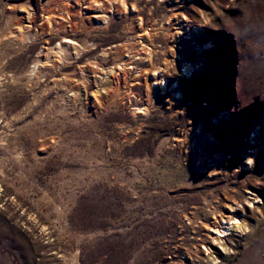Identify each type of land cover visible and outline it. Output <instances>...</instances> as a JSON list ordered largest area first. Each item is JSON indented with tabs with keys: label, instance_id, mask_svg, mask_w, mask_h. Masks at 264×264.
<instances>
[{
	"label": "rangeland",
	"instance_id": "374dc122",
	"mask_svg": "<svg viewBox=\"0 0 264 264\" xmlns=\"http://www.w3.org/2000/svg\"><path fill=\"white\" fill-rule=\"evenodd\" d=\"M0 76V264H264V0H0Z\"/></svg>",
	"mask_w": 264,
	"mask_h": 264
},
{
	"label": "bare ground",
	"instance_id": "6f19581e",
	"mask_svg": "<svg viewBox=\"0 0 264 264\" xmlns=\"http://www.w3.org/2000/svg\"><path fill=\"white\" fill-rule=\"evenodd\" d=\"M172 1L175 2V0H172ZM120 6H122L123 8L126 9V6L124 5L123 1L120 2ZM131 11H132V13H134V11H136V9L134 7H131ZM60 18L63 19V20H65L63 17H60ZM182 19L185 22L186 19H185L184 16L182 17ZM165 21H167V23H168L169 22V18L167 20H165ZM142 24H143L142 20L140 18H138L137 19V25L140 27ZM146 35L147 36L150 35L148 31H146L143 34H141V36H146ZM64 40L65 41L59 42L54 47L53 51H55L56 54L63 55L65 53V50L67 48L66 43L69 44V45H72L74 47V49L80 48V45L75 40H72L70 38H64ZM105 53L106 52H104V54ZM137 59H140V58L136 57V60ZM123 62L121 64H123ZM130 63H131V65H133V67H129L130 69L131 68L132 69H137V66H138V62L137 61L132 60V61H130ZM37 64H38V62L33 65L30 73H28L29 75L34 74L35 73V70L38 69V67H36ZM121 66L122 65H120V66H117L116 65V68L115 67L113 68L115 71H113L112 69L110 70V75L113 77V82L115 83L114 86H115V89L116 90L117 89H120L121 85H123V83H125V80L127 78L126 77V72L124 71V69ZM151 66H153V65H150V67ZM35 67H36V69H35ZM191 71H192V66L187 65V64H182L180 66V68H179V72H180L179 76L187 75ZM161 73H162V70L160 69V67L153 69V75L152 76H153V79H154V83H152V86L147 87V88H149V91H150V93H151L152 96H154L155 95V92L158 91V90L164 92V91H167V89H168L167 86H166L167 84L165 82V79L161 77ZM135 84H137L136 81H135V83L133 82L131 84V86H134ZM174 87L176 88L177 85L174 84L173 85V88ZM127 94H128V92H127ZM172 97H173V99H175L176 101H178L182 96L179 93V91L178 92L177 91H173ZM147 112H148L147 106H144V107H136V106H134L132 109H130V114H131V116L133 118H137V117H140V116H145L147 114ZM250 160H249L248 163H250ZM233 220H236V219L233 217ZM224 225H228V227L225 228V227H223ZM246 229H247V224H246L245 220L242 219L241 221L240 220H238V221L236 220V221H234V223H230V224H229V222H226V223L222 222V227L219 228L218 231H215V232H218L219 235H220L218 237L221 238L223 236H227V234L229 232H231L232 234H236L237 236H240L243 232L246 231ZM221 248L225 252H228L231 247L228 244H223V245H221ZM213 253H215L217 256L214 257V258L212 256L211 261H216L217 259L221 258V256H222L221 252H219V251H216V252H213ZM73 264H77V263L76 262H73Z\"/></svg>",
	"mask_w": 264,
	"mask_h": 264
}]
</instances>
